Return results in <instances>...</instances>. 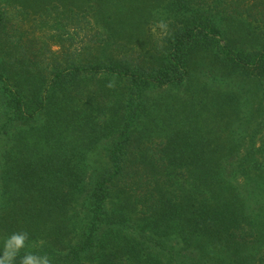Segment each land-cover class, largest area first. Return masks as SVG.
I'll return each instance as SVG.
<instances>
[{"label": "trees", "instance_id": "16d2710c", "mask_svg": "<svg viewBox=\"0 0 264 264\" xmlns=\"http://www.w3.org/2000/svg\"><path fill=\"white\" fill-rule=\"evenodd\" d=\"M164 8L172 29L142 59L104 54L100 35L51 56L0 6V250L26 231L52 264H264L260 127L218 138L196 100L163 94L199 61L262 84L264 0ZM171 113L186 123L169 130Z\"/></svg>", "mask_w": 264, "mask_h": 264}, {"label": "rangeland", "instance_id": "374dc122", "mask_svg": "<svg viewBox=\"0 0 264 264\" xmlns=\"http://www.w3.org/2000/svg\"><path fill=\"white\" fill-rule=\"evenodd\" d=\"M49 1L0 0V6L16 15L21 33L44 42L41 46L46 44V51L50 50L51 56L61 48L64 51H78L100 35L101 45L106 46L104 54L113 53L119 58L144 54L142 59H149L172 29L168 27L169 15L164 8L169 0H54L56 4ZM144 16H149L147 23L141 22ZM216 24L220 28H231L233 37L244 30L241 25L232 23ZM257 47L260 49L259 45ZM195 68L184 87L168 89L163 93L171 97L169 103H175V97L196 100V114L192 122L206 130H221L222 134H213L218 138H233L230 132L233 128L256 130L260 127L256 139L263 140L264 81L260 84L241 74H228L221 78L210 71L206 61H199ZM200 95L203 96L198 98ZM232 96L233 100H230ZM170 118L169 130L186 123L179 121L173 113Z\"/></svg>", "mask_w": 264, "mask_h": 264}, {"label": "clouds", "instance_id": "9594fccd", "mask_svg": "<svg viewBox=\"0 0 264 264\" xmlns=\"http://www.w3.org/2000/svg\"><path fill=\"white\" fill-rule=\"evenodd\" d=\"M29 246V234L26 231L14 232L2 240L0 264H52L48 255H40L34 251H26ZM24 252L21 256L20 253Z\"/></svg>", "mask_w": 264, "mask_h": 264}]
</instances>
